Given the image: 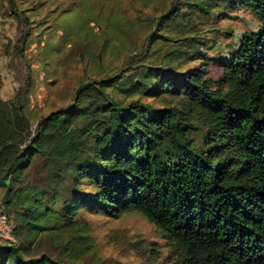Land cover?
I'll use <instances>...</instances> for the list:
<instances>
[{
	"label": "trees",
	"instance_id": "1",
	"mask_svg": "<svg viewBox=\"0 0 264 264\" xmlns=\"http://www.w3.org/2000/svg\"><path fill=\"white\" fill-rule=\"evenodd\" d=\"M95 5L76 23L65 9L58 41L53 28L36 39L43 62L89 53L65 102L34 113L26 86L0 99V206L16 238L0 264H102L88 217L129 213L172 264H264V0H170L112 36ZM242 9L257 28L238 35ZM28 34L15 46L27 67Z\"/></svg>",
	"mask_w": 264,
	"mask_h": 264
},
{
	"label": "rangeland",
	"instance_id": "2",
	"mask_svg": "<svg viewBox=\"0 0 264 264\" xmlns=\"http://www.w3.org/2000/svg\"><path fill=\"white\" fill-rule=\"evenodd\" d=\"M16 10L22 12L17 16L13 10L14 5L10 0H0V99L9 100L17 89L26 86L29 91V108L35 112H48L51 108L65 102L73 87L78 83L83 74L84 66L89 58L85 48L77 49L78 55L65 59L67 45L61 55L48 63L49 59L41 61L36 55L40 54L36 39L41 34L49 37L53 28V40L58 41L62 25L66 18L65 9L70 8L73 18L77 22L84 12H90L91 4L95 3L94 12H100V17L105 18L111 9V20L106 29L109 36L124 32L116 24L123 20V16L138 19L159 12L167 6L170 0H14ZM59 5V6H58ZM239 19H235L232 26L239 34L257 28L252 12L239 10ZM70 15V16H72ZM28 16L30 24L24 19ZM72 18V17H71ZM53 19L56 20L55 24ZM43 20V21H41ZM38 21H41L39 23ZM73 25H77V24ZM59 29H58V27ZM139 27H133L134 32ZM97 32L101 29L97 26ZM27 32L32 42L26 48V53L31 61L29 67L17 54L16 45L22 46L19 38ZM136 36V35H135ZM222 42L223 41L222 39ZM83 58V60L81 59ZM89 64L88 71L90 69ZM213 75L221 73L218 64L212 66ZM28 72L31 74L30 84H27ZM0 206V242L16 241L12 233V223L1 219ZM4 213V212H3ZM96 256L91 262L100 261L102 264H172L173 251L167 240L159 230L145 216L138 213L124 214L119 218L104 216H89ZM98 256L102 259L99 260ZM92 264V263H91Z\"/></svg>",
	"mask_w": 264,
	"mask_h": 264
},
{
	"label": "built area",
	"instance_id": "3",
	"mask_svg": "<svg viewBox=\"0 0 264 264\" xmlns=\"http://www.w3.org/2000/svg\"><path fill=\"white\" fill-rule=\"evenodd\" d=\"M1 219H2L3 221H5L6 218H5V216H1Z\"/></svg>",
	"mask_w": 264,
	"mask_h": 264
}]
</instances>
